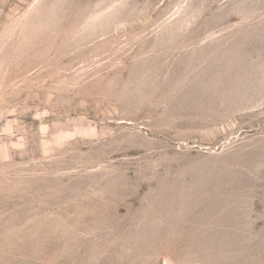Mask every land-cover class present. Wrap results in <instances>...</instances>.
<instances>
[{
	"label": "rangeland",
	"instance_id": "1",
	"mask_svg": "<svg viewBox=\"0 0 264 264\" xmlns=\"http://www.w3.org/2000/svg\"><path fill=\"white\" fill-rule=\"evenodd\" d=\"M0 264H264V0H0Z\"/></svg>",
	"mask_w": 264,
	"mask_h": 264
}]
</instances>
